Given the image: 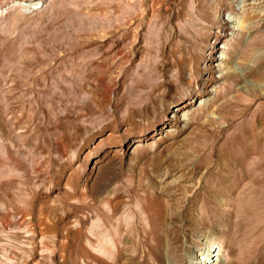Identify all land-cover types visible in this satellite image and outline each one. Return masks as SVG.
<instances>
[{"label": "rangeland", "instance_id": "1", "mask_svg": "<svg viewBox=\"0 0 264 264\" xmlns=\"http://www.w3.org/2000/svg\"><path fill=\"white\" fill-rule=\"evenodd\" d=\"M117 217L133 264H264V0H0V264H89Z\"/></svg>", "mask_w": 264, "mask_h": 264}, {"label": "bare ground", "instance_id": "2", "mask_svg": "<svg viewBox=\"0 0 264 264\" xmlns=\"http://www.w3.org/2000/svg\"><path fill=\"white\" fill-rule=\"evenodd\" d=\"M244 11V10H243ZM243 11L240 12H232V15L228 16L226 18V20L228 21V23H231L230 25L232 26V28L235 30V32L241 31L244 28V24H243V16L241 15L242 13H244ZM231 13V12H230ZM224 18V17H223ZM219 47H221L218 51V61L213 62L216 66L215 68H217L218 71H220L219 73L222 75L224 74V72L227 73V58H228V45L224 44V45H219ZM212 69V68H211ZM230 69V68H229ZM210 79H213L214 76L212 75V73L209 74ZM222 78V77H221ZM209 79V80H210ZM215 87V86H214ZM214 87H208L207 89L210 90L211 92L215 91ZM208 105V99L207 100H200L198 102V106L199 108L202 107H206ZM174 110L176 111L173 115L175 116V119L177 121H181V122H186L188 120V112L187 111H182L180 107H175ZM241 157V155H240ZM183 160V159H182ZM144 161V160H143ZM233 166V165H232ZM234 168V167H233ZM125 171V170H124ZM194 174V173H193ZM246 174V173H244ZM179 175V174H178ZM243 175V174H241ZM194 177V176H193ZM161 178V177H160ZM247 178V177H246ZM143 176L141 174H139L137 176V186L142 189L143 191V197L146 200H151L153 199V194L151 192V188L150 186H143L142 182H143ZM164 179V178H163ZM176 179V178H175ZM149 180V179H148ZM172 180V179H171ZM252 180V179H250ZM185 181V180H184ZM200 181V180H199ZM258 181V180H257ZM168 184V183H167ZM201 185V184H200ZM105 188V187H104ZM174 189V188H171ZM198 189V188H197ZM154 190V189H153ZM196 190V189H194ZM188 192V191H187ZM191 193V192H190ZM196 193V192H195ZM186 194V193H185ZM96 196V195H95ZM169 196V195H168ZM160 197V196H159ZM172 197V196H171ZM188 197V196H187ZM166 200V199H165ZM197 200V199H196ZM152 201V200H151ZM169 201V200H168ZM189 201V199H188ZM125 202L124 198L121 197H117L115 199L110 198V196L108 195L107 192H105L104 195V203L102 206V210H103V222L104 224H108L110 221H112L113 218L116 217L119 208L121 205H123V203ZM148 202V201H147ZM162 202V201H160ZM182 202V201H181ZM168 205V204H167ZM124 207V206H123ZM124 209V208H123ZM185 209V208H184ZM135 210V209H134ZM139 210V208H138ZM142 210L147 214V217L143 215V217L141 216V221L144 223L145 221H147V223H151L152 222V215H151V210L148 206V204H144ZM153 210V209H152ZM198 210V209H197ZM208 210V209H207ZM140 211V210H139ZM142 212V211H141ZM140 212V213H141ZM139 213V212H138ZM137 213V214H138ZM165 214V213H164ZM186 214V213H185ZM121 219V218H120ZM127 217H124V221H119L118 217L116 222H112L114 223L113 225V230L114 232L112 233V235H109L108 238H101L102 240H100L98 242V251L94 250V247L91 248V241L90 240H85L87 241V243L90 246V249L88 251H85L84 253V259L86 260V262H88L89 264H133V255L129 254L127 251V246L126 243L130 240L129 237L131 236V234L133 232H135V221L130 220V222H127L129 220H127ZM139 219V220H140ZM157 219V218H156ZM186 219V218H185ZM171 221V220H170ZM142 223V224H143ZM103 224V225H104ZM137 224V223H136ZM156 224V223H155ZM158 224V223H157ZM140 225V224H139ZM142 226V225H141ZM148 226V225H147ZM137 227V226H136ZM139 227V226H138ZM83 228V227H82ZM185 228V227H184ZM92 229V228H91ZM90 229V230H91ZM109 229V228H108ZM112 230V228H111ZM110 230V231H111ZM146 230V229H144ZM143 230V231H144ZM185 230H188L185 228ZM93 231V229H92ZM91 231V232H92ZM137 231V230H136ZM95 232V231H94ZM112 232V231H111ZM148 232V231H146ZM152 232V231H151ZM187 232V231H186ZM93 233V232H92ZM92 233L90 235H92ZM188 233V232H187ZM95 234V233H94ZM98 234V233H97ZM108 233H106L107 235ZM152 234V233H151ZM185 234V233H184ZM105 236V234H103ZM146 235V233H145ZM192 235V234H191ZM153 236V235H152ZM162 236V235H161ZM164 236V235H163ZM85 237V236H84ZM93 237V236H92ZM96 236H94L95 238ZM102 237V236H101ZM106 237V236H105ZM142 237V236H141ZM149 237V236H148ZM58 238V237H56ZM87 238V237H86ZM147 238V236H146ZM90 239V238H89ZM144 239V238H143ZM151 239V238H149ZM153 239V238H152ZM151 239V240H152ZM206 239V238H205ZM59 240V238H58ZM64 240V239H63ZM67 240V238H66ZM83 242L81 235L78 232H73L70 234V244L71 246H75L77 244H79L80 242ZM163 241V240H162ZM187 241V240H186ZM192 241V240H191ZM57 242V241H56ZM94 242V241H93ZM198 242V241H197ZM66 243V242H64ZM161 243V242H160ZM196 243V242H195ZM60 244V242H59ZM94 244V243H93ZM150 244V243H149ZM193 244V243H192ZM200 244V243H199ZM63 245V243H62ZM66 245V244H65ZM144 245V244H143ZM155 245V244H153ZM95 246V245H94ZM152 246V244H151ZM187 246V245H186ZM69 247V246H68ZM196 247V246H194ZM64 248V247H63ZM132 248L136 251L137 246L134 243V247L132 246ZM188 247H186L187 249ZM69 249V248H68ZM87 249V248H86ZM149 249V248H147ZM154 249V248H153ZM150 250V249H149ZM148 250V251H149ZM156 250V249H155ZM160 250V249H158ZM185 250V249H184ZM189 250V249H188ZM70 251V250H67ZM99 252L100 254H102L103 258L99 259L94 252ZM157 251V250H156ZM187 251V250H186ZM145 252V249H144ZM189 252V251H188ZM73 255V254H72ZM144 254L141 255V261L144 260L143 262H145V264L147 263L146 259H144ZM157 256V255H156ZM189 256H191L189 254ZM60 257V256H59ZM73 257V256H72ZM143 257V258H142ZM151 257V256H150ZM164 257V255H163ZM226 257H228L227 255H225L224 251H223V247H222V243L220 241L215 242V241H210L207 245H205L204 247H199L196 248L194 251V254L192 255V259L190 260V264H223L224 261H226ZM71 258V257H70ZM83 258V257H82ZM154 258V256H153ZM156 258V257H155ZM183 258V257H182ZM186 258V256H185ZM59 259V258H58ZM62 259V258H60ZM65 259V258H64ZM153 260V259H152ZM151 260V262L153 263V261ZM161 260V259H160ZM140 261V260H139ZM228 261V260H227ZM72 263V262H71ZM175 263V262H174ZM151 264V263H150ZM225 264V263H224Z\"/></svg>", "mask_w": 264, "mask_h": 264}]
</instances>
